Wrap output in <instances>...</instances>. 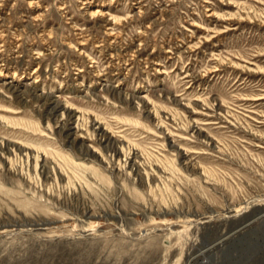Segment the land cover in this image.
Returning <instances> with one entry per match:
<instances>
[{
    "label": "rangeland",
    "instance_id": "rangeland-1",
    "mask_svg": "<svg viewBox=\"0 0 264 264\" xmlns=\"http://www.w3.org/2000/svg\"><path fill=\"white\" fill-rule=\"evenodd\" d=\"M0 264H264V0H0Z\"/></svg>",
    "mask_w": 264,
    "mask_h": 264
}]
</instances>
